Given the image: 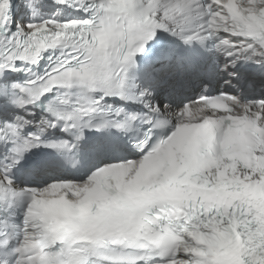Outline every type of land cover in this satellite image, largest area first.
Masks as SVG:
<instances>
[{
	"label": "snow or ice",
	"instance_id": "1",
	"mask_svg": "<svg viewBox=\"0 0 264 264\" xmlns=\"http://www.w3.org/2000/svg\"><path fill=\"white\" fill-rule=\"evenodd\" d=\"M257 87L264 0H0V264H264V95L240 94ZM85 130L136 154L17 183Z\"/></svg>",
	"mask_w": 264,
	"mask_h": 264
}]
</instances>
